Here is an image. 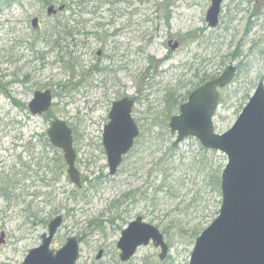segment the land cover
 Masks as SVG:
<instances>
[{"label":"rangeland","instance_id":"1","mask_svg":"<svg viewBox=\"0 0 264 264\" xmlns=\"http://www.w3.org/2000/svg\"><path fill=\"white\" fill-rule=\"evenodd\" d=\"M78 1L49 17L50 5L67 2L0 0V264H22L59 215L52 248L76 237L77 264H123L117 244L138 217L165 235L169 253L161 262L150 244L125 264H190L197 238L219 215L222 195L211 181L220 185L228 159L193 137L174 146L169 123L199 83L195 74L218 78L235 66L214 117L218 134L233 127L264 80V3L225 0L212 28L209 0ZM65 27L80 32L70 37ZM45 90L52 108L34 117L28 104ZM124 97L135 101L141 136L111 176L103 133ZM55 119L73 130L81 190L62 152L48 146Z\"/></svg>","mask_w":264,"mask_h":264},{"label":"water","instance_id":"2","mask_svg":"<svg viewBox=\"0 0 264 264\" xmlns=\"http://www.w3.org/2000/svg\"><path fill=\"white\" fill-rule=\"evenodd\" d=\"M211 6L206 20L210 27L219 24L222 4L225 0H209ZM264 3V0H260ZM65 9L47 8L49 17ZM32 27L39 28V19L32 20ZM176 42L172 49H177ZM237 67L230 66L218 78L198 87L180 106L179 114L171 118L169 128L176 134L174 146L193 137L208 150L226 155L228 163L221 176L222 204L218 217L197 238L191 253L190 264H264V81L261 80L248 104L233 127L218 134L214 117L221 102L222 89L235 79ZM50 90L35 92L28 105L32 116L49 112L53 105ZM135 102L131 97L115 101L109 113V123L104 128L103 147L107 154L109 173L115 176L140 137V128L133 118ZM50 145L62 152L67 165L69 180L79 189L83 188L81 174L76 167L73 130L68 122L55 119L47 130ZM64 223L57 216L48 224L38 248L29 251L22 264H77L80 243L76 237L67 239L58 250L52 249L53 241ZM4 243L1 235L0 245ZM153 244L160 248L159 259L163 262L169 253V245L163 233L142 217L121 232L117 244L119 259L129 262L142 247ZM103 256L101 251L97 257Z\"/></svg>","mask_w":264,"mask_h":264},{"label":"trees","instance_id":"3","mask_svg":"<svg viewBox=\"0 0 264 264\" xmlns=\"http://www.w3.org/2000/svg\"><path fill=\"white\" fill-rule=\"evenodd\" d=\"M62 1L67 2V3L62 4V5H65L66 8H70V9L73 6L79 7L80 4H81L78 0H62ZM42 2L45 5L46 4L49 5L52 2V0H42ZM71 3H73V5H69ZM64 29H66L65 30V34H67L68 36L72 37L74 35L73 30H71V31L70 30H67V27H65ZM198 74H199V72H198ZM195 77L199 79V83L193 87L194 89H196V88L200 87L201 85L205 84L206 82H209V81H211V80H213V79L216 78L215 76L210 77V76H206V75H204V76H202V77L199 78V76L197 74H195ZM171 97H172V95L169 97L170 100H173V98L171 99ZM48 146H51L50 143H49V141H48ZM61 166L63 167V164ZM211 185H212V188H213V191L214 192H216L218 194H221L220 193L221 192L220 191V185H219L218 181H216V179H214V177H213V179L211 181ZM143 264H147V263L144 262Z\"/></svg>","mask_w":264,"mask_h":264},{"label":"flooded vegetation","instance_id":"4","mask_svg":"<svg viewBox=\"0 0 264 264\" xmlns=\"http://www.w3.org/2000/svg\"><path fill=\"white\" fill-rule=\"evenodd\" d=\"M58 15V14H57ZM57 15H55V17L57 16ZM54 17V16H53ZM37 18V17H36ZM39 19V18H38ZM41 28V25H40V19H39V28H37V29H40ZM35 29V28H34ZM79 32L80 31H77V30H73V33H74V35L73 36H76L77 34H79ZM72 36V37H73ZM263 80V79H262ZM37 92V91H36ZM35 94V93H34ZM31 102V101H30ZM29 105V104H28ZM5 236V235H4ZM5 242V241H4ZM4 244V243H3Z\"/></svg>","mask_w":264,"mask_h":264}]
</instances>
